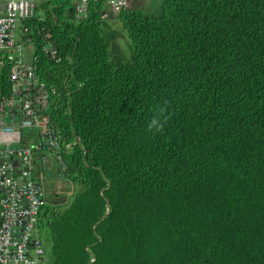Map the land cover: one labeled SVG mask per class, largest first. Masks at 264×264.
Returning a JSON list of instances; mask_svg holds the SVG:
<instances>
[{"label":"trees","instance_id":"trees-1","mask_svg":"<svg viewBox=\"0 0 264 264\" xmlns=\"http://www.w3.org/2000/svg\"><path fill=\"white\" fill-rule=\"evenodd\" d=\"M158 1L118 14L130 62L100 0L78 22L70 0L25 21L62 139H80L64 160L84 189L44 211L51 264H264V0Z\"/></svg>","mask_w":264,"mask_h":264},{"label":"built area","instance_id":"built-area-1","mask_svg":"<svg viewBox=\"0 0 264 264\" xmlns=\"http://www.w3.org/2000/svg\"><path fill=\"white\" fill-rule=\"evenodd\" d=\"M118 16L128 0H100ZM90 0H76L73 21L83 20ZM37 16L34 0H0V73L7 67L10 91L0 97V264H46L42 232L46 199L34 177L36 161L51 164L66 175L64 155L80 143L64 141L52 115L51 91L36 74L32 30L25 21ZM46 56L60 62L54 45L43 46ZM34 131V140L24 138Z\"/></svg>","mask_w":264,"mask_h":264},{"label":"rangeland","instance_id":"rangeland-1","mask_svg":"<svg viewBox=\"0 0 264 264\" xmlns=\"http://www.w3.org/2000/svg\"><path fill=\"white\" fill-rule=\"evenodd\" d=\"M71 7L72 5L75 4V0H70ZM145 4L147 7V13L149 15H155L159 16L160 14V2L158 0H145ZM70 7V8H71ZM69 15V16H68ZM70 10L67 11V16L70 18ZM107 33L108 37H110V42H109V52L111 53L112 58L114 59L115 57L119 56L120 58L123 59L124 62H130L132 60V55H133V46L128 38L127 32L120 23V21H117L116 23L112 24V27L109 31L105 30ZM33 52V49H24V59L29 60L30 54ZM35 132L34 131H25L24 132V138L27 139V141L34 140L35 138ZM49 172H56L55 174L59 172L57 176H59V182H60V187L63 190L64 193V200L63 203L60 202L62 201L59 199L52 198L50 196V199L48 200L47 196L50 195L51 192H47V188H44L42 186L43 192L45 194V199L47 205L51 208L53 212H59L62 211L70 205L73 196L82 191L84 189L83 185L80 184L77 181H72L66 178V175H63L61 170L59 168H55V166H51ZM61 198V197H59ZM54 204V206H53ZM43 236V242H44V250L46 253V264H51L52 263V255H51V243L50 240L47 236V233H45V230L42 232Z\"/></svg>","mask_w":264,"mask_h":264},{"label":"crops","instance_id":"crops-1","mask_svg":"<svg viewBox=\"0 0 264 264\" xmlns=\"http://www.w3.org/2000/svg\"><path fill=\"white\" fill-rule=\"evenodd\" d=\"M48 0H34L35 5H36V14L39 17H43V10L40 7V5L44 2H46ZM76 1V0H75ZM128 7L134 8L136 10H140L142 12H144L145 14L149 15L146 11H147V7L145 4V0H128ZM72 8H68L65 11V14L67 16V11L70 10V18L73 19V13H72ZM69 16V15H68ZM67 16V17H68ZM101 18H102V22H103V28L105 30L110 31L112 24L116 23L118 20V16L114 15L112 13V10L110 9V7H108L107 5H104L102 13H101ZM52 166V164H51ZM56 168V167H55ZM50 168H48L47 170H44L42 162L41 161H36L35 162V167H34V177L36 179V181L43 186L44 188H47V192H51L49 196H47L48 200L50 199V196H52V198H57L59 200L62 199L63 200L65 198L63 190L61 189L60 182H59V176H57L58 174H60L59 172L57 173V175L55 174L56 172H49ZM64 175V174H63ZM61 197V198H59ZM54 206V204H53Z\"/></svg>","mask_w":264,"mask_h":264},{"label":"clouds","instance_id":"clouds-1","mask_svg":"<svg viewBox=\"0 0 264 264\" xmlns=\"http://www.w3.org/2000/svg\"><path fill=\"white\" fill-rule=\"evenodd\" d=\"M148 128H149L150 131L153 130V129H155L156 131H160L163 128V124L161 123V121L159 119L153 118L150 121V123L148 125Z\"/></svg>","mask_w":264,"mask_h":264}]
</instances>
